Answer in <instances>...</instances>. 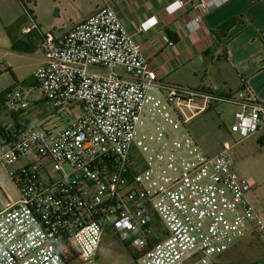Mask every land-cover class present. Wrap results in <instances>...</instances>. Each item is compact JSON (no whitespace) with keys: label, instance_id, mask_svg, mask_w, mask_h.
<instances>
[{"label":"built area","instance_id":"built-area-1","mask_svg":"<svg viewBox=\"0 0 264 264\" xmlns=\"http://www.w3.org/2000/svg\"><path fill=\"white\" fill-rule=\"evenodd\" d=\"M230 1L198 0L186 28L196 32ZM185 5L177 0L167 10ZM28 23L26 34L40 33L29 13ZM156 24L153 17L137 32ZM39 35L35 80L54 110L73 117L53 131L26 124L0 132V165L20 192L0 210V264H102L110 229L139 250L141 264H217L251 235L264 245V215L248 201L254 186L234 166L232 144L209 156L189 128L225 103L239 109L231 133L256 135L264 104L245 82L216 91L160 78L109 6L62 36ZM12 94L15 112L28 109L23 92Z\"/></svg>","mask_w":264,"mask_h":264},{"label":"crops","instance_id":"crops-1","mask_svg":"<svg viewBox=\"0 0 264 264\" xmlns=\"http://www.w3.org/2000/svg\"><path fill=\"white\" fill-rule=\"evenodd\" d=\"M24 1L28 2L29 9H26ZM175 1L15 0L18 7L21 4V15L18 22L11 25L15 29L8 35L10 51L35 56L38 59L37 70L42 63L41 53H37L39 34L53 32L56 36H62L101 8L109 6L116 10L121 22L135 35L151 68L157 71L160 78L173 84L216 91H232L238 84L245 82L247 90L259 103L264 104V0H231L214 8L205 16L201 28L194 33L188 31L186 24L193 19L198 0H184L186 5L171 13L167 8ZM28 13L37 23L40 33L24 32L29 27ZM153 17L157 20L155 26L137 32L139 25ZM236 18L239 21L229 29L221 28ZM51 19L69 20L71 23L69 26L44 24V21ZM166 36L174 41L175 46L169 47L165 43ZM35 72L32 75L34 79ZM3 92L0 89V94ZM8 98L5 96L0 100V109L6 105ZM8 117H11L10 123L0 125V132L29 123L26 111L12 110ZM263 130L264 124L256 135H260ZM248 201L257 206L252 192L248 195ZM256 237L251 235L230 249L248 240L252 244ZM250 243L246 247L247 254L253 256L255 253ZM220 257L217 258V264Z\"/></svg>","mask_w":264,"mask_h":264},{"label":"rangeland","instance_id":"rangeland-1","mask_svg":"<svg viewBox=\"0 0 264 264\" xmlns=\"http://www.w3.org/2000/svg\"><path fill=\"white\" fill-rule=\"evenodd\" d=\"M17 2V1H16ZM15 0H0V89L6 91H21L25 94L30 105L26 109L28 124L48 131L62 129L72 119L73 115L64 110L56 111L47 102L37 82L32 78L38 66V59L31 54L15 53L11 50L9 32L12 23L18 22L21 15ZM26 9L28 2L24 1ZM22 10V9H21ZM69 20L51 19L44 24H57L69 26ZM53 33V32H51ZM37 53H41L39 49ZM38 55V54H36ZM13 95V94H12ZM13 108L6 102L0 109V125L10 123V113ZM238 107L229 104H218L208 112L198 116L189 128L201 149L209 156H214L223 149L224 141L230 142L229 151L234 166L242 177L254 186L252 194L257 206L254 209L264 215V130L260 135H254L246 140H241L237 134L231 133L235 113ZM9 118V119H8ZM263 137V138H262ZM31 156H27L11 170L21 168L24 163H29ZM20 192L13 183L8 172L0 165V210L4 209L9 200H18ZM154 224L157 228L162 226L157 214L153 213ZM250 243L244 241L238 247L228 250L218 259L219 264H264V248L258 236ZM262 242V244H261ZM118 235L110 229L105 234L98 259L102 264H141L139 250L130 248ZM253 247L255 255L247 254V246ZM255 245V246H254Z\"/></svg>","mask_w":264,"mask_h":264},{"label":"trees","instance_id":"trees-1","mask_svg":"<svg viewBox=\"0 0 264 264\" xmlns=\"http://www.w3.org/2000/svg\"><path fill=\"white\" fill-rule=\"evenodd\" d=\"M238 21H239V20H238L237 18L234 19V20H230L229 22H227L226 24H224L223 26H221V28L229 29L230 27H232V26H233L235 23H237ZM13 92H14V91H13L12 88H10V89L4 91L2 94H0V100H2V98L5 97V96H6V97L10 96ZM13 183H14V182H13ZM158 230H159V232H161V233H165V230H164L163 225L160 226V227L158 228Z\"/></svg>","mask_w":264,"mask_h":264},{"label":"clouds","instance_id":"clouds-1","mask_svg":"<svg viewBox=\"0 0 264 264\" xmlns=\"http://www.w3.org/2000/svg\"><path fill=\"white\" fill-rule=\"evenodd\" d=\"M176 7H179V3H177Z\"/></svg>","mask_w":264,"mask_h":264}]
</instances>
